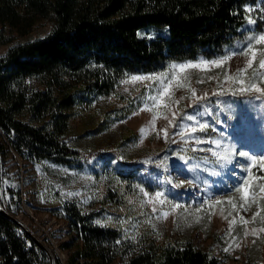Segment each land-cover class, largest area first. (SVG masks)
<instances>
[{"label":"trees","instance_id":"16d2710c","mask_svg":"<svg viewBox=\"0 0 264 264\" xmlns=\"http://www.w3.org/2000/svg\"><path fill=\"white\" fill-rule=\"evenodd\" d=\"M257 9H264V0H0V45L11 40L6 27L24 35L41 18L54 22L46 36L14 44L0 55V130L26 160L98 173L92 159L67 141L72 110L112 94L127 73L156 72L171 63L242 48L248 37L263 33L264 11ZM249 18L256 24H249ZM148 27L166 34L139 36ZM30 78H41L45 88L31 86ZM243 98L215 94L200 104L215 106L227 99L220 111L227 124L234 126L245 116L253 125L247 132L264 140V98ZM99 156L104 174L113 171L139 182L152 180L160 167L178 166L204 183L220 163L209 152L170 142L156 155L127 166L113 164L110 153ZM252 172L264 175L255 167ZM15 190L10 187L19 203ZM61 209L69 228V238L60 243L68 251L65 263L58 257L50 261L48 248L0 206V264H227L191 241L138 242L69 199H63ZM245 264L264 263L249 256Z\"/></svg>","mask_w":264,"mask_h":264},{"label":"rangeland","instance_id":"374dc122","mask_svg":"<svg viewBox=\"0 0 264 264\" xmlns=\"http://www.w3.org/2000/svg\"><path fill=\"white\" fill-rule=\"evenodd\" d=\"M53 24L52 18H41L24 35L6 27L11 40L0 45V55L14 44L46 36ZM138 33L139 36L153 38L165 35L166 31L148 27ZM240 49L214 58L201 57L171 63L156 72L127 73L119 80L112 94L90 105H77L72 110L67 141L82 157L92 159L99 168L98 173L91 168L70 171L45 162L26 160L13 149L5 133L0 130V206L18 213L15 218L48 248L52 262L58 257L65 263L68 256V251L60 243L69 238L67 220L61 209L63 199H69L81 206L82 210L96 211L100 221L123 229L138 242L144 239L160 244L191 241L196 247L221 257L227 264H245L249 256L264 263V231H261L264 220L260 217L252 219L258 211L264 217V199L261 198L264 193H259L254 181V195L248 203L241 199L242 194L235 192L237 180L242 175L240 170L250 163L249 158L240 157L238 153L247 152L249 157L255 156L259 163L264 159V140L247 132L253 129V125L245 116L242 122L234 126L227 124L220 113L221 104L228 102L227 99L220 100V104L215 106L211 103L200 104L204 99H199L205 92L208 93L207 97L223 92L228 98L242 96L243 99H252V102L258 96L264 98L254 90L240 93L238 89L241 85L236 82L238 77L245 80V88L253 82L264 88V80L253 79V73L258 71V59L264 56V43L254 45L258 59L246 74L240 73L239 76L237 70L246 67L250 54L249 57L237 54L219 68L209 65L203 70L192 68L184 72L171 68L174 64L222 59ZM173 72L178 79L173 78ZM161 73H167L162 77L163 83L130 80L132 75ZM226 73L234 79L225 83ZM28 80L35 88H45L41 78ZM123 80H129V83H121ZM197 80L204 82L197 83ZM169 83L171 86L165 95L164 89ZM180 84L184 87H179ZM192 89L197 93L195 98ZM234 91L235 95L232 94ZM153 96L155 100L150 99ZM181 96L184 99H180ZM260 98L258 100L262 101ZM128 110L131 111L124 116ZM134 112L137 114L133 115ZM166 116L167 120L164 118ZM188 116L193 119L188 120ZM200 124H206L208 127L205 129L214 130V135H205ZM164 128H167V137L162 131ZM197 139L204 142L198 144ZM216 140L220 141L219 146L212 143ZM168 142L191 146L199 153L209 152L217 159L216 153L222 156L232 149H235V153L230 164L222 165L220 162L212 178L204 183L194 181L185 169L178 166L160 167L154 178L147 182L123 178L113 171L104 174L101 170L99 154L110 153L115 156L113 164L127 166L156 155ZM252 175L259 174L252 172ZM214 177L220 178V189L209 197L202 187ZM177 183L181 184L179 188L175 187ZM10 187L22 192L19 203ZM156 192H162L164 196L157 199ZM114 195L116 199H113ZM229 196L232 197L231 203ZM214 198H220L221 203L215 204ZM232 203L236 204V208L232 207ZM175 204L181 207L175 208ZM165 213L168 215L165 216ZM241 218L248 223L244 224ZM252 229L256 230L255 234H252ZM245 230L249 232L247 237L244 236ZM225 248H228L227 252Z\"/></svg>","mask_w":264,"mask_h":264},{"label":"snow or ice","instance_id":"6c2138e0","mask_svg":"<svg viewBox=\"0 0 264 264\" xmlns=\"http://www.w3.org/2000/svg\"><path fill=\"white\" fill-rule=\"evenodd\" d=\"M246 11H251V9H246ZM257 11H264V9H257ZM262 19H264V17H261ZM249 24H256V20L249 18L248 20ZM262 32H264V30H262ZM264 43V34L258 35V36H252V37H248L247 43L239 50V52H233L231 55H225L222 59H216V60H212V61H202L199 63H192V62H188V63H181L179 65H172L171 68L173 70L175 69H179L181 72H184L186 69H192V68H197V69H206L209 67V65H215L216 67H221L223 66V64L228 61L231 60L233 56L240 54L243 55L245 57H249L250 54V58L247 61V65L245 68L243 69H238L237 70V74L239 76L240 73H244L246 74L248 69H251L253 67L254 62L257 61V52L254 50V45H260ZM167 76V73H161V74H156V75H132L130 77V80L132 82L135 81H145V80H150V81H160L161 83H163L162 77ZM173 78L178 79V77L175 76V72H173ZM234 77L231 75H228L227 73L225 74V83L229 80H233ZM253 79H260V80H264V56H261L258 59V71L253 73ZM204 81L202 80H197V83H203ZM236 82L241 85V87L238 89V91L240 93L243 92H248V91H255L256 93H260L261 95H264V88L257 86L256 83H251L247 88L243 87L245 80L244 79H240V78H236ZM121 83L127 84L129 83V80H123L121 81ZM170 83L167 87H165L164 89V94L167 95L170 89ZM179 87H184L183 84H180ZM216 94V93H214ZM219 95H223L224 93H218ZM233 95L236 94V92L234 91L232 93ZM192 96L195 98L197 96V93L195 91V89H192ZM208 96V93L205 92L203 94V96L199 97V99H205ZM257 99H259L260 97H256ZM150 99L155 100L156 97L153 96ZM180 99H184L183 96L180 97ZM176 103H179V101H177ZM137 113H133V115H136ZM166 120L168 119V117H164ZM173 118H175V113H173ZM188 120H192L193 117L192 116H188L187 117ZM154 123V121H153ZM169 123L171 124L172 121L169 120ZM200 129L203 130L205 128H207L208 126L206 124H200L199 125ZM162 131L164 132L165 137H167L168 135V131L167 128L162 129ZM193 132L196 131L195 128L192 129ZM181 135L183 136V133H181ZM204 141L197 139L196 143H203ZM212 143L216 144L217 146H219L220 141L216 140V141H212ZM209 151H211V149H209ZM235 153V149H232L231 152L226 151L224 155H220V153H216V155L219 157V161L221 162V164H230L232 162V155ZM238 155L240 157H245V158H249V165L245 166L243 168V172L245 173L244 176H242L241 178H239L237 180V184L235 186V192L236 193H240L241 195V199L244 201V203H248V201L250 199H252L254 193L252 192V182L254 181L257 185H258V191L259 193H264V175H256L253 176L252 175V169L255 167L258 169V171L260 172H264V159H261L259 161V163L257 162V159L255 156L249 157V154L247 152L244 151H240L238 153ZM178 172L181 171V169H177ZM189 183H191V181H189ZM181 186L180 183H177L175 185V187L179 188ZM145 195H147V193H145ZM164 196V193L162 192H156L155 193V197L158 199L159 197ZM262 199H264V196L261 197ZM229 203H231L232 201V197L229 196L228 198ZM161 203H163V201H161ZM214 203L215 204H220L221 203V199L220 198H214ZM243 207V205H241ZM175 208H180L181 205L179 204H175L174 205ZM232 207L236 208V204L232 203ZM153 211H155V209H153ZM165 216H167L168 214L165 213ZM257 217H260L262 220H264V217L260 216V212H256L252 219L255 220ZM243 220V218H241ZM235 221H232V223H234ZM95 223L100 224V221H96ZM244 224H247L248 221L247 220H243ZM261 231H264V229H261ZM256 230L252 229V234H255ZM249 235V232L247 230H245L244 232V236L247 237ZM135 238V237H133ZM117 243H119V241H117ZM253 243H255V240H253ZM237 247H239V245H236ZM225 252L228 251V248L224 249Z\"/></svg>","mask_w":264,"mask_h":264},{"label":"built area","instance_id":"2783aa9c","mask_svg":"<svg viewBox=\"0 0 264 264\" xmlns=\"http://www.w3.org/2000/svg\"><path fill=\"white\" fill-rule=\"evenodd\" d=\"M21 179H23V178H21ZM218 180L220 182L219 177H214L211 182H209L208 184H206L205 186L202 187V189L205 190V192L209 195V197L213 196L215 194V192L220 189V185H219ZM217 183H218V185H217ZM21 196H22V192H20V198H21ZM0 205H1V203H0ZM8 211L10 213H12L14 216L18 215V213H16L15 211H10V210H8Z\"/></svg>","mask_w":264,"mask_h":264},{"label":"water","instance_id":"95a60500","mask_svg":"<svg viewBox=\"0 0 264 264\" xmlns=\"http://www.w3.org/2000/svg\"><path fill=\"white\" fill-rule=\"evenodd\" d=\"M12 217V216H11ZM13 218H15L14 216H13Z\"/></svg>","mask_w":264,"mask_h":264}]
</instances>
